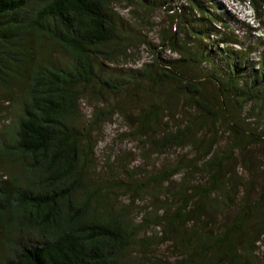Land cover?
<instances>
[{"label": "trees", "instance_id": "obj_1", "mask_svg": "<svg viewBox=\"0 0 264 264\" xmlns=\"http://www.w3.org/2000/svg\"><path fill=\"white\" fill-rule=\"evenodd\" d=\"M118 1L0 0V168L27 180L1 190L0 226L29 229L5 264H264V157L246 155L264 147L263 36L234 46L244 23L220 0H127L137 25ZM156 7L157 41L136 15ZM143 45L152 60L129 66ZM111 125L159 154L192 148L140 171L132 150L98 153Z\"/></svg>", "mask_w": 264, "mask_h": 264}, {"label": "rangeland", "instance_id": "obj_2", "mask_svg": "<svg viewBox=\"0 0 264 264\" xmlns=\"http://www.w3.org/2000/svg\"><path fill=\"white\" fill-rule=\"evenodd\" d=\"M220 2L221 4L225 6V9H227V11L230 12V14L233 17H235L236 19L244 23V24L236 23L234 28H231V30H233L236 33L237 38L239 39V42L242 44V45L238 44L234 46H238L239 48H242L243 45H248V43H250L255 36L262 35L264 38V15L260 17L258 13L254 12V9L252 5L250 4V2H244L243 0H220ZM117 3L118 4L115 6V8L118 9L122 14H125L128 18H132L131 19L132 22H134L137 25L139 23L138 18L135 19L136 16L134 15L133 12H131L132 7H128L129 5L127 3V0H119ZM164 8L156 7V9H151V10L149 9L148 11L143 10V12H141L140 14H136L137 17H143V20L150 21L152 23V25L148 26V28L146 29L149 32V35L152 37V39L156 41H157L158 33L162 29V25H167V20H166L167 16L165 14ZM128 13L130 14L128 15ZM131 15H133L134 17H131ZM142 29L144 31L146 30L144 27H142ZM263 49L260 47L259 49H256L254 53H252L254 60L259 61L260 53ZM137 58L139 59V61L128 63V65L138 67L141 64L152 60V54L150 51H148L146 46L144 47L143 45L141 48V53L139 54ZM13 112H14V117H16V113H15L16 111L14 110ZM180 112H181V109H178L177 114L181 115L180 121L181 123H184L185 118L182 117V114ZM9 120H11V116L8 117L7 122H9ZM2 126L3 125L0 124V131L3 129ZM115 130L117 132H115ZM219 131L221 135L219 137L220 144L223 146L224 145L227 146V144L229 143L228 132L225 130V128H222V127L219 129ZM123 133H127V131L126 129H123L120 126L116 128H114L113 125L108 126L106 130V134H107L106 140L103 144L102 143L99 144L98 153L103 156L104 153H106V151L108 150H111L113 146L117 147L118 151L120 150L119 152H123V156L127 153L126 151L132 150L133 154L131 155L130 161H132L131 163L134 164V166H139L137 168H139L140 171L150 170V166L156 162L158 163L157 168H160V166H162L163 164L172 162L170 159H168V157L170 158V157L185 153L188 151V149L192 148L190 146L187 147L188 149L187 148L181 149V148L176 147L175 149L169 150V152L159 154L155 151H152L151 149L145 150L146 146L142 145L137 140L132 141L131 139L127 138L123 142L120 141L119 134H123ZM118 142L121 144L118 145L117 144ZM108 144L110 145L108 146V150H107L104 148V146ZM192 150L193 152L190 154V156L193 157L194 155L199 154L198 152L200 148L196 150L195 148H193ZM145 153H147V156H145L146 158L144 157ZM246 155L249 158L247 163L248 164L250 163V165L255 166V163L257 160H263L264 147L260 143L259 144L254 143L250 145V147L248 148V151H246ZM5 165H8V163L5 162ZM21 168L22 167H20L19 165H14L13 169H11L8 172L6 171L7 167L4 170L0 168V194L3 193L1 191L3 190L7 192L9 191V194L10 192H12L11 195H13L16 191L15 189L16 186H19V185L27 186L26 176L24 174H21ZM193 171H194V168H193ZM189 172L190 170L187 169L186 175ZM17 176L19 177V181L18 183H16V185L15 183H9L10 180H13V178L16 179ZM182 177H183V174H179L175 176L174 180L176 182L175 183L176 186L179 183H181L180 181L182 180ZM239 186L240 185L238 184L236 188L238 189ZM153 199H154L153 196L148 195L146 203L152 202ZM10 214H11L12 222L17 223L18 217H15L14 215H12L13 213L11 211H10ZM30 230H33V229L31 228ZM28 231L29 229H26L25 232L20 231L17 226H14L12 228L11 234L19 238L22 235L28 236ZM11 234L8 231V228L6 227V225L0 226V244L9 243V242L12 243ZM17 239H14L12 241L16 242ZM3 244L0 245V264L6 263V259L8 258V255L10 251L12 250V248H8L4 246Z\"/></svg>", "mask_w": 264, "mask_h": 264}]
</instances>
